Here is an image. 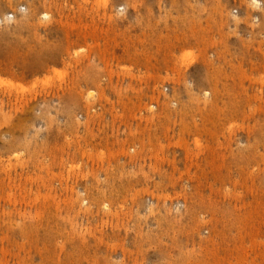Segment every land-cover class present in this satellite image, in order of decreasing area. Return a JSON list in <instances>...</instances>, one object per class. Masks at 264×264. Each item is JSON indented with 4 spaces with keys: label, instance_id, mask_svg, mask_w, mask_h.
<instances>
[{
    "label": "rangeland",
    "instance_id": "rangeland-1",
    "mask_svg": "<svg viewBox=\"0 0 264 264\" xmlns=\"http://www.w3.org/2000/svg\"><path fill=\"white\" fill-rule=\"evenodd\" d=\"M0 17V264H264V0Z\"/></svg>",
    "mask_w": 264,
    "mask_h": 264
},
{
    "label": "built area",
    "instance_id": "built-area-1",
    "mask_svg": "<svg viewBox=\"0 0 264 264\" xmlns=\"http://www.w3.org/2000/svg\"><path fill=\"white\" fill-rule=\"evenodd\" d=\"M12 16H13V14H12V13H9V14H8V17H10V18H11ZM1 20H3V18H2V17H0V21H1Z\"/></svg>",
    "mask_w": 264,
    "mask_h": 264
},
{
    "label": "bare ground",
    "instance_id": "bare-ground-1",
    "mask_svg": "<svg viewBox=\"0 0 264 264\" xmlns=\"http://www.w3.org/2000/svg\"><path fill=\"white\" fill-rule=\"evenodd\" d=\"M3 84V83H2ZM198 145V144H197Z\"/></svg>",
    "mask_w": 264,
    "mask_h": 264
}]
</instances>
